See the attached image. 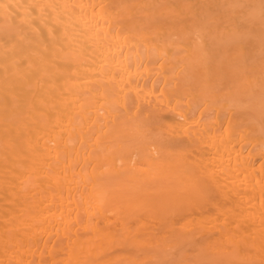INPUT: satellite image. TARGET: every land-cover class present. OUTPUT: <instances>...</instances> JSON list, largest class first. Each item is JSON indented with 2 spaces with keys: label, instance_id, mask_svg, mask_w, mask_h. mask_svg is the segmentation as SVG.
<instances>
[{
  "label": "bare ground",
  "instance_id": "bare-ground-1",
  "mask_svg": "<svg viewBox=\"0 0 264 264\" xmlns=\"http://www.w3.org/2000/svg\"><path fill=\"white\" fill-rule=\"evenodd\" d=\"M0 264H264V0H0Z\"/></svg>",
  "mask_w": 264,
  "mask_h": 264
}]
</instances>
